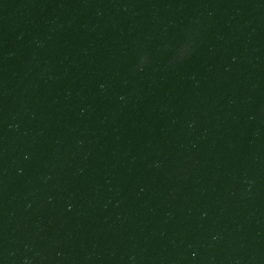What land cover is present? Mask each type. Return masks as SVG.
Listing matches in <instances>:
<instances>
[{"label": "water", "instance_id": "water-1", "mask_svg": "<svg viewBox=\"0 0 264 264\" xmlns=\"http://www.w3.org/2000/svg\"><path fill=\"white\" fill-rule=\"evenodd\" d=\"M0 264H264V0H0Z\"/></svg>", "mask_w": 264, "mask_h": 264}]
</instances>
